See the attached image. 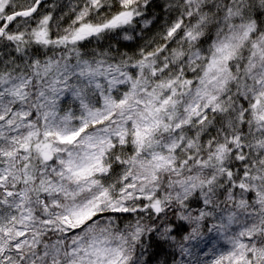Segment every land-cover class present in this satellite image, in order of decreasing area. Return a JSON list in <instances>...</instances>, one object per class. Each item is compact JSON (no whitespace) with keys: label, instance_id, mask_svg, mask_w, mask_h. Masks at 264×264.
<instances>
[{"label":"snow or ice","instance_id":"obj_1","mask_svg":"<svg viewBox=\"0 0 264 264\" xmlns=\"http://www.w3.org/2000/svg\"><path fill=\"white\" fill-rule=\"evenodd\" d=\"M0 264H264V0H0Z\"/></svg>","mask_w":264,"mask_h":264}]
</instances>
